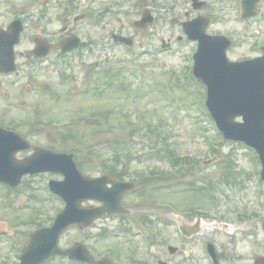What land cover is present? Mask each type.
I'll use <instances>...</instances> for the list:
<instances>
[{
  "label": "rangeland",
  "instance_id": "1",
  "mask_svg": "<svg viewBox=\"0 0 264 264\" xmlns=\"http://www.w3.org/2000/svg\"><path fill=\"white\" fill-rule=\"evenodd\" d=\"M129 2L73 0L75 12L86 14L76 29L83 42L93 41L91 50L83 47L59 56L58 37H54L51 65L42 64L43 69L31 78L20 75L15 84L0 83V125L12 126L32 146L68 152L77 144L85 152H79V157L82 172L88 176L100 174L117 151H131L125 161L132 177L143 174L137 187L143 195L131 193L126 201L141 204L130 208L133 229L123 231L119 219L103 217L86 230L76 226L67 229L60 238L63 248L82 242L94 257L108 256L118 264H129L131 258L155 261L156 257L169 264H207L200 242L184 243L175 238V222L166 215L170 202L175 209L211 208L218 220L229 222L235 230L229 237L220 228L211 237L229 253L224 264H254L255 256H264V184L257 188L260 164L253 150L223 140L210 119L199 113L200 108L206 110L205 88L187 77L195 43L185 38L181 22L198 14L213 17L207 31L229 36L230 57L242 59L255 54L257 43H264V0L258 3L263 16L246 20L240 18V0H208L210 5L201 10H194L190 0ZM104 3L111 5L102 19H96ZM51 5V29L58 30L65 13L58 12L66 10L67 0H53ZM144 5L150 7L155 23L136 30L133 21L140 17ZM112 31L134 38L135 55L110 43ZM161 39L170 40L172 49L162 50ZM106 58L109 64H105ZM97 62L100 64L95 66ZM112 72L115 77L106 89L86 85L97 77L108 81ZM63 76L69 80L63 82ZM121 81L125 82L123 87ZM166 148L188 160L182 166H172L164 156ZM214 154L215 161L202 163ZM47 180L48 174L24 176L16 191L6 199L0 197V224L4 222L0 230L6 228L23 245L35 228L33 216L46 219L47 213L51 215L60 207L44 190ZM126 202L123 200L124 205ZM143 214L153 221L145 223L140 218ZM137 229L154 236L155 253L140 233H134ZM166 243L182 248L171 257ZM4 255L11 254L1 245L0 257ZM63 263L55 259L47 264Z\"/></svg>",
  "mask_w": 264,
  "mask_h": 264
},
{
  "label": "water",
  "instance_id": "2",
  "mask_svg": "<svg viewBox=\"0 0 264 264\" xmlns=\"http://www.w3.org/2000/svg\"><path fill=\"white\" fill-rule=\"evenodd\" d=\"M255 2V0L252 2L243 0L244 7H247L243 12V17L254 13ZM146 21L150 22L151 19L143 17L136 25L144 27ZM183 25L188 36L199 41L198 50L194 55L195 65L193 73L207 87L206 105L211 116L226 139L241 140L256 150L262 163L261 175L264 179V56L257 60L230 62L225 54V50L229 46V40L223 36L210 37L205 35L206 23L203 19L198 21L196 27L194 22ZM117 38L127 41L123 37ZM65 50L66 48L63 49V51ZM237 116H242L244 121H235ZM4 135L8 138L12 147L11 153L25 148L27 145L23 140L20 141L15 134H13L14 141L8 136L9 134ZM0 142V146H6L3 140ZM71 163L73 165L71 155L37 149L34 155L17 166L20 168L17 176L20 177L24 170L30 166L35 171H39L52 169L56 165H62V168H69ZM74 166L73 168H75ZM103 179H98L101 186L104 183ZM68 183L72 184V181ZM113 184L118 188L117 195H120L122 190L129 187L126 183ZM82 186L83 192H85L87 184H82ZM104 202L107 205V202ZM115 205H118V203L116 202ZM75 208L78 209L77 204ZM80 211L85 212L81 209ZM101 211L90 214L85 212L82 222L88 225L94 217L103 213ZM62 228L54 227L55 233L48 238L50 239L48 242L45 240L47 237L42 236L43 232H39L27 247L28 252L26 251L25 256L34 259V263H39L51 254L63 253L56 247V236ZM69 254L81 260L92 262L84 249L74 248ZM98 263L110 264L108 261L103 260L98 261Z\"/></svg>",
  "mask_w": 264,
  "mask_h": 264
},
{
  "label": "flooded vegetation",
  "instance_id": "3",
  "mask_svg": "<svg viewBox=\"0 0 264 264\" xmlns=\"http://www.w3.org/2000/svg\"><path fill=\"white\" fill-rule=\"evenodd\" d=\"M48 10V0H43L41 5H38L36 1L29 2L28 0H0V29H7L15 19L21 20L24 31L21 33L19 43L14 46V52L15 55L25 56L30 64L36 59L28 57L29 51L34 47L35 40L39 36H43L53 46L55 33L53 30L49 32L52 18L49 16ZM71 29L72 27L69 26L61 30L62 38L72 34ZM66 32L67 34H65ZM8 194L9 192L3 193L1 198L5 199ZM2 235L0 234V236ZM0 264H8L4 256L0 257Z\"/></svg>",
  "mask_w": 264,
  "mask_h": 264
},
{
  "label": "trees",
  "instance_id": "4",
  "mask_svg": "<svg viewBox=\"0 0 264 264\" xmlns=\"http://www.w3.org/2000/svg\"><path fill=\"white\" fill-rule=\"evenodd\" d=\"M73 151H76L74 148L72 149ZM118 160H119V158H118Z\"/></svg>",
  "mask_w": 264,
  "mask_h": 264
}]
</instances>
